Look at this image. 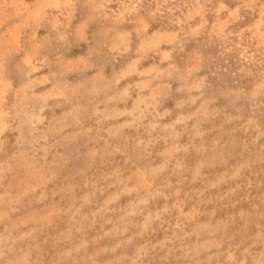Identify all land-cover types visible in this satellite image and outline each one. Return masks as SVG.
I'll list each match as a JSON object with an SVG mask.
<instances>
[{"label":"rangeland","instance_id":"obj_1","mask_svg":"<svg viewBox=\"0 0 264 264\" xmlns=\"http://www.w3.org/2000/svg\"><path fill=\"white\" fill-rule=\"evenodd\" d=\"M0 264H264V0H0Z\"/></svg>","mask_w":264,"mask_h":264}]
</instances>
